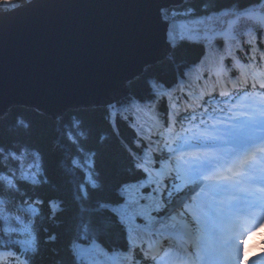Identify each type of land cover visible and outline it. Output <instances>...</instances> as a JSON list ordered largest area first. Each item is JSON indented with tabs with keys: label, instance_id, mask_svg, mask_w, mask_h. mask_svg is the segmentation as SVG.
Returning a JSON list of instances; mask_svg holds the SVG:
<instances>
[{
	"label": "snow or ice",
	"instance_id": "6c2138e0",
	"mask_svg": "<svg viewBox=\"0 0 264 264\" xmlns=\"http://www.w3.org/2000/svg\"><path fill=\"white\" fill-rule=\"evenodd\" d=\"M14 2L5 0L0 7ZM201 3L202 8L193 0L159 4L163 52L126 81L129 86L142 81L145 93L130 91L110 113L115 118L121 115L116 108L123 113L160 108L165 92L173 99L160 128L147 140L140 138L139 154L159 177L154 181L137 166L142 177L134 183L144 210L121 215L128 226L119 247L89 238L85 228L79 240L86 243L71 244L73 264H264V248L244 260L246 241L264 236L259 231L264 228V0ZM190 47L199 50L195 59L186 54ZM237 65L246 71L235 75ZM207 77L210 81L201 83ZM133 199L120 194L117 207L128 209ZM148 199L151 206L143 203ZM134 233L141 235L139 242ZM48 239L57 237L49 233Z\"/></svg>",
	"mask_w": 264,
	"mask_h": 264
},
{
	"label": "trees",
	"instance_id": "16d2710c",
	"mask_svg": "<svg viewBox=\"0 0 264 264\" xmlns=\"http://www.w3.org/2000/svg\"><path fill=\"white\" fill-rule=\"evenodd\" d=\"M231 2L215 0V6ZM193 3L204 7L201 0H193ZM261 47L264 48V44ZM198 53L194 47L186 49L189 59H195ZM235 75H239V71ZM209 79L211 77L201 83ZM126 87L127 93H145L142 81ZM127 93L118 104L126 101ZM164 109L166 107H153L151 111L142 108L138 112L129 109L128 113H123L116 108L121 115L113 118L110 114L113 106L97 105L68 108L52 119L34 108L15 105L0 116V175L15 176L14 183L18 184L16 191L7 189L5 193L0 180V199L11 194L13 198L9 200L13 205L14 200L24 198L37 200L39 197L45 201L38 205L40 214L33 222L36 248L28 257L31 264H73L71 244L85 234V228L89 238L95 235L105 245L124 244L128 225L116 212L144 210L140 208L139 183H134L142 177L137 166H144L154 181L159 179L153 176L151 165L139 154V143L141 137L147 140L154 131V116ZM139 133L143 136H138ZM24 173L37 177L39 184L19 182L18 176ZM86 175L92 183L85 181ZM125 185H128L127 190ZM120 194L126 201L128 197L134 198L128 209L117 207ZM152 202L143 200L148 206ZM8 207L11 208V204ZM49 233L57 237L55 242L49 241ZM133 237L136 241L141 239L137 233Z\"/></svg>",
	"mask_w": 264,
	"mask_h": 264
},
{
	"label": "water",
	"instance_id": "95a60500",
	"mask_svg": "<svg viewBox=\"0 0 264 264\" xmlns=\"http://www.w3.org/2000/svg\"><path fill=\"white\" fill-rule=\"evenodd\" d=\"M172 2L30 0L1 11L0 116L21 105L56 119L106 104L162 54L156 9Z\"/></svg>",
	"mask_w": 264,
	"mask_h": 264
},
{
	"label": "rangeland",
	"instance_id": "374dc122",
	"mask_svg": "<svg viewBox=\"0 0 264 264\" xmlns=\"http://www.w3.org/2000/svg\"><path fill=\"white\" fill-rule=\"evenodd\" d=\"M19 1H20V0H15V2L12 3L11 8L0 7V12H1V11H6V10H9V9H12V8L17 7V6H20V5H23V4H25L26 2H28V1H30V0H26L25 3H23V4H22V3H19ZM4 2H5V0H1V1H0V5H3ZM125 90H126L125 85L120 86V89H119L118 91L110 92V93H109V98H108V99H104V101H105L106 104H107V103H109V100L111 99L112 102H113V101H116V102H114V104H115V103L118 104V103H119V100H120L123 96H125ZM120 101H121V100H120Z\"/></svg>",
	"mask_w": 264,
	"mask_h": 264
},
{
	"label": "bare ground",
	"instance_id": "6f19581e",
	"mask_svg": "<svg viewBox=\"0 0 264 264\" xmlns=\"http://www.w3.org/2000/svg\"><path fill=\"white\" fill-rule=\"evenodd\" d=\"M238 66V68H239V72L241 73V72H244V71H246V69H244L243 67H242V65H237ZM255 75V74H254ZM255 76H257V75H255ZM257 78H258V76H257ZM123 86V85H122ZM126 87V86H125ZM109 98V97H108ZM121 100V99H120ZM120 100H119V102H120ZM109 102H111V103H113L114 104V102H116V101H113L112 102V100L110 99L109 100ZM100 106L102 105V104H99ZM114 105H116V104H114ZM97 106V105H96ZM66 111V110H65ZM115 127H117V126H115ZM113 130H117V128L115 129V128H113ZM138 234V233H137ZM139 236H141L140 234H138ZM126 238V237H125ZM125 240V239H124ZM136 241V240H135ZM137 242V241H136Z\"/></svg>",
	"mask_w": 264,
	"mask_h": 264
}]
</instances>
